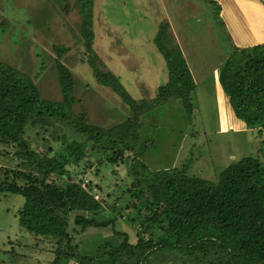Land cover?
<instances>
[{
    "label": "trees",
    "instance_id": "trees-1",
    "mask_svg": "<svg viewBox=\"0 0 264 264\" xmlns=\"http://www.w3.org/2000/svg\"><path fill=\"white\" fill-rule=\"evenodd\" d=\"M76 1L81 35L92 52V0ZM204 1L214 6L228 34L221 5L216 0ZM165 27L167 35L160 26L154 44L170 78L151 100L132 98L112 72L89 58L98 84L111 88L130 107L122 122L107 127L89 123L85 113H74L76 83L60 61L56 68L61 102L46 99L33 79L0 61V156L17 161L13 167H0V195L25 197L17 211L19 224L36 239L53 242L56 257L52 264H147L150 260L152 264L168 260L169 264L179 258L182 264H264V45H232L218 77L236 118L260 136L261 154L238 160L217 181H211L195 171L199 156L190 154L180 166L154 170L143 160L149 139L142 136L146 127L142 117L170 98L182 99L188 113L193 109L195 81L169 24ZM55 51L60 59L67 50L56 46ZM34 129L42 139L51 129L48 138L61 142L67 154L50 155L54 148L34 146L28 133ZM64 129L83 140L72 139ZM89 151H102L113 164L130 161V193L138 201L132 207L138 205L140 212L145 208L149 213L134 219L138 221L135 242L126 233L116 232L120 244L105 241L80 253L71 246V224L85 231L106 228L114 221L106 216L109 211L91 185L73 180L68 169L78 166ZM66 244L69 251H64Z\"/></svg>",
    "mask_w": 264,
    "mask_h": 264
},
{
    "label": "rangeland",
    "instance_id": "rangeland-1",
    "mask_svg": "<svg viewBox=\"0 0 264 264\" xmlns=\"http://www.w3.org/2000/svg\"><path fill=\"white\" fill-rule=\"evenodd\" d=\"M92 6L91 52L81 35L82 17L76 0H0V61L33 79L46 99L61 102L64 98L56 68L60 61L76 83L73 111L85 113L91 124L107 127L120 123L130 107L111 88L98 84L89 58L112 72L132 98L151 100L170 78L165 59L154 44L160 26L166 33L169 24L188 66L203 73L219 68L231 52L230 38L214 6L204 0H92ZM56 46L67 50L60 59ZM202 88L191 97L190 113L182 99L170 98L142 117L146 123L142 136L149 139L143 160L151 169L180 166L192 154L199 156L198 176L217 181L233 163L260 153L257 131H220L227 121L220 117L219 101L209 98V87L202 96ZM64 132L83 140L70 129ZM28 133L39 149L54 148L50 155L67 154L61 142L48 138L51 129L43 134L46 139L37 138L35 129ZM127 155L131 159L132 155ZM126 162L113 164L102 151H89L78 166L68 167L73 180L91 185L95 197L109 211L106 216L114 220L106 228L85 231L71 224V246L76 252L94 250L105 241L118 245L122 240L116 232L126 233L131 242L137 240L138 221L134 219L149 211L132 207L138 201L130 193V161ZM10 163L11 159L0 156V167H13L17 161ZM25 201L21 195H0V264H52L56 257L53 242L36 239L19 224L17 211ZM69 248L66 244L64 251ZM169 264L182 262L179 258Z\"/></svg>",
    "mask_w": 264,
    "mask_h": 264
},
{
    "label": "crops",
    "instance_id": "crops-1",
    "mask_svg": "<svg viewBox=\"0 0 264 264\" xmlns=\"http://www.w3.org/2000/svg\"><path fill=\"white\" fill-rule=\"evenodd\" d=\"M222 8L221 16L228 32L231 46L248 48L264 45V0H216ZM231 51V47H230ZM222 65V64H221ZM220 65V67H221ZM213 67L212 73H203L189 66L190 72L196 84L192 98L200 86L204 89L202 96L207 95L209 87L212 100L219 101L220 117L227 121L220 127V131L231 129L246 132L245 124L236 118L234 112L219 84V69ZM211 74L214 80L210 81ZM208 92V93H209ZM173 162V161H172ZM176 164V162H175ZM32 261H34L32 259Z\"/></svg>",
    "mask_w": 264,
    "mask_h": 264
},
{
    "label": "built area",
    "instance_id": "built-area-1",
    "mask_svg": "<svg viewBox=\"0 0 264 264\" xmlns=\"http://www.w3.org/2000/svg\"><path fill=\"white\" fill-rule=\"evenodd\" d=\"M85 186V185H84Z\"/></svg>",
    "mask_w": 264,
    "mask_h": 264
}]
</instances>
